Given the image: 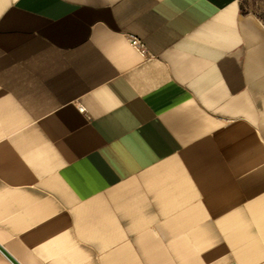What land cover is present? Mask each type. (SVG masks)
<instances>
[{
    "label": "crops",
    "instance_id": "obj_1",
    "mask_svg": "<svg viewBox=\"0 0 264 264\" xmlns=\"http://www.w3.org/2000/svg\"><path fill=\"white\" fill-rule=\"evenodd\" d=\"M0 264H264L248 0H0Z\"/></svg>",
    "mask_w": 264,
    "mask_h": 264
},
{
    "label": "rangeland",
    "instance_id": "obj_2",
    "mask_svg": "<svg viewBox=\"0 0 264 264\" xmlns=\"http://www.w3.org/2000/svg\"><path fill=\"white\" fill-rule=\"evenodd\" d=\"M249 3L253 6L256 15L264 21V0H248Z\"/></svg>",
    "mask_w": 264,
    "mask_h": 264
},
{
    "label": "built area",
    "instance_id": "obj_3",
    "mask_svg": "<svg viewBox=\"0 0 264 264\" xmlns=\"http://www.w3.org/2000/svg\"><path fill=\"white\" fill-rule=\"evenodd\" d=\"M131 43L136 48H139V46H140V43L138 41H136V40H132Z\"/></svg>",
    "mask_w": 264,
    "mask_h": 264
},
{
    "label": "water",
    "instance_id": "obj_4",
    "mask_svg": "<svg viewBox=\"0 0 264 264\" xmlns=\"http://www.w3.org/2000/svg\"><path fill=\"white\" fill-rule=\"evenodd\" d=\"M263 1V0H262Z\"/></svg>",
    "mask_w": 264,
    "mask_h": 264
}]
</instances>
